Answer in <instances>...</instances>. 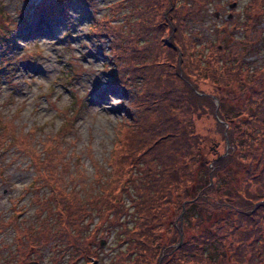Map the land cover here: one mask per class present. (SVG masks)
Returning a JSON list of instances; mask_svg holds the SVG:
<instances>
[{
  "label": "trees",
  "instance_id": "1",
  "mask_svg": "<svg viewBox=\"0 0 264 264\" xmlns=\"http://www.w3.org/2000/svg\"><path fill=\"white\" fill-rule=\"evenodd\" d=\"M235 2L117 0L100 16L95 0L23 3V25L89 9L88 36L107 47L104 68L124 92L127 119L116 130L110 169L94 162L91 180L79 161L71 172L76 155H68L63 133L33 149L36 129L24 134L0 103V124L11 121L2 125L11 129L10 146L21 149L11 159L28 154L32 185L46 191L33 198L42 202L35 219L44 228L13 215L0 231L9 223L25 250H39L50 228L58 253L51 264H99L98 241L111 236L109 264H264V65L248 60L261 53L264 0L251 1L244 21L236 8L226 10ZM211 5L232 19L205 25ZM15 24L0 20V63L16 45L8 30ZM240 30L245 36L237 39ZM69 114L66 132L80 113L72 107ZM237 162L246 166L240 184L229 176ZM12 253L14 261L23 258V248Z\"/></svg>",
  "mask_w": 264,
  "mask_h": 264
},
{
  "label": "rangeland",
  "instance_id": "2",
  "mask_svg": "<svg viewBox=\"0 0 264 264\" xmlns=\"http://www.w3.org/2000/svg\"><path fill=\"white\" fill-rule=\"evenodd\" d=\"M34 1L36 0H0V20L3 22L8 16L16 21L15 25L8 27L16 45L3 53L4 60L0 63V103L5 102L3 106L5 105L7 109H2L8 113V120L14 119L24 134L36 129L32 141L33 149L41 150L48 137L56 136L59 132L63 133V139L66 140L64 147L70 149L68 155L72 157L76 155L71 172H76L75 165L79 161L88 178L92 180L95 172L94 162L107 170L110 169L106 161L113 147L116 130L119 124L121 126V122L127 119L122 108L124 92L114 84L112 74L104 68L107 62L106 45H98L88 36L89 9L81 10L77 6L70 10L67 18L58 16L51 20L39 16L30 20L27 25H23L21 23L24 15L21 11L23 3ZM115 1L117 0H95L97 16L107 12L108 5ZM220 1L227 4L228 1L233 0ZM251 1L236 0L235 3H231L232 5L229 3L230 6H227L226 10L236 8L244 13L239 16V19L244 21L246 8L250 6ZM209 13L211 16L206 20L205 25L210 23L220 25L222 20L232 19V16L223 17L213 5L210 6ZM233 20L232 22H235ZM241 24L242 29L247 25L244 22ZM258 28L263 31V40L256 45L261 53L252 54L248 60H255L263 66L264 19L258 24ZM234 36L241 39L245 34L240 30L235 32ZM42 42L49 46L55 59L40 53ZM70 68L73 71L68 73ZM6 73L8 75H4ZM110 95L120 100L108 105ZM72 107L80 114L72 118L75 125L66 132L62 129V125L67 117H70ZM9 123L11 121L0 124L2 135H0V145L3 144L0 148V163L6 164L4 177L0 179V221H8L14 215L23 226L40 222V227L44 228L46 226L44 220L41 222L42 219L41 221L35 219V210L38 206L43 207L42 202L39 205L33 198L34 195L45 194L46 191L41 188L38 191L37 187L32 185L36 171L28 154L21 155L17 161L11 159L18 153L16 150L21 149L16 145L10 146L14 141L11 129L8 131L7 126L3 127L4 124ZM245 170L246 166L237 162L231 166L229 176L231 178L237 176L233 180H237L236 183L240 184ZM14 202H17L18 207L13 206ZM45 213L46 211H42L38 217L42 218ZM95 220L98 222L97 219ZM95 222L91 227L93 225L95 227ZM45 232L47 236L44 237L45 244L42 248L38 250L34 246L25 250L21 244L20 231H16L9 223L3 225L0 231V253L5 260L0 261V264H51L50 258L53 252L58 255L55 251L57 244L50 237V228L45 229ZM16 240L20 241L21 245L16 243ZM114 240L115 237L111 236L109 242L105 243L100 237L98 242L102 243L100 247L103 252L100 253L102 262L99 264H109L112 254L116 251ZM18 248L19 250L23 248V258L14 261L12 252ZM83 248L84 246L80 247V251H83Z\"/></svg>",
  "mask_w": 264,
  "mask_h": 264
},
{
  "label": "clouds",
  "instance_id": "3",
  "mask_svg": "<svg viewBox=\"0 0 264 264\" xmlns=\"http://www.w3.org/2000/svg\"><path fill=\"white\" fill-rule=\"evenodd\" d=\"M39 51L40 53L45 56V57H51L52 59H55L52 51L49 49V46L42 42L41 45H40V48H39ZM33 91H36V89H33ZM120 100V98L116 97V96H113V95H110L108 97V105H112L116 102H118Z\"/></svg>",
  "mask_w": 264,
  "mask_h": 264
},
{
  "label": "water",
  "instance_id": "4",
  "mask_svg": "<svg viewBox=\"0 0 264 264\" xmlns=\"http://www.w3.org/2000/svg\"><path fill=\"white\" fill-rule=\"evenodd\" d=\"M184 212V211H183ZM183 217V214L181 215V218ZM182 239H183V237L181 236V242H182ZM181 242H180V244H178V247L181 245Z\"/></svg>",
  "mask_w": 264,
  "mask_h": 264
}]
</instances>
